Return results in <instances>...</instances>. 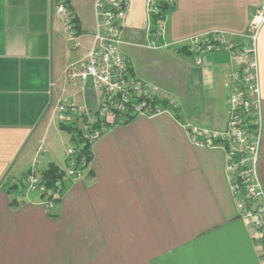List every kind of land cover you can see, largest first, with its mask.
<instances>
[{
	"label": "crops",
	"instance_id": "crops-1",
	"mask_svg": "<svg viewBox=\"0 0 264 264\" xmlns=\"http://www.w3.org/2000/svg\"><path fill=\"white\" fill-rule=\"evenodd\" d=\"M90 2L81 12L73 0H0V264H260L257 240L230 191L224 149L195 143L189 132L191 125L226 128L229 55L209 53L197 65L182 42L219 32L245 43L264 0H173L155 47L146 0H129L121 51L154 92L182 98L172 100L174 110L102 126L91 160L71 177L72 133L56 105L72 100L94 112L100 103L92 77H67L92 43L96 0ZM58 3L73 11L71 29ZM162 48L171 51L160 59L153 51ZM256 55L264 194V24ZM50 164L64 171L53 207L26 181Z\"/></svg>",
	"mask_w": 264,
	"mask_h": 264
},
{
	"label": "built area",
	"instance_id": "built-area-1",
	"mask_svg": "<svg viewBox=\"0 0 264 264\" xmlns=\"http://www.w3.org/2000/svg\"><path fill=\"white\" fill-rule=\"evenodd\" d=\"M129 0H96V29L90 48L83 62L71 65L67 70L70 82L88 77L94 79L95 88L101 92L97 109L92 112L77 105L72 100L57 103L56 111L63 123L78 120L83 136L94 142L100 136L99 123L118 117L124 120L130 115L152 116L173 105L168 96L154 92L151 85L136 76L129 58L121 51V33L126 18ZM173 0H146L150 20V47L163 36V18ZM57 12L71 29L73 16L64 3L57 4ZM264 24V4L251 16L247 33L239 38H226L223 33L210 32L185 39L182 46L193 55L194 62L200 65L205 55L214 52H227L232 65L228 79L229 114L225 129L218 130L206 125H191L190 135L195 143L205 146H219L225 151V165L230 191L242 217L248 220L252 237L257 240L260 264H264V194L258 179V159L261 141L260 130V87L256 55L257 39ZM73 40V32H69ZM74 46L77 43L74 42ZM166 47L168 44L162 43ZM70 161L65 173L77 177L82 172L84 158L77 160V150L73 145L67 148ZM27 187L31 192L40 193L48 207H53L57 193L41 183L39 176L30 173L26 176ZM57 191L62 189L60 181Z\"/></svg>",
	"mask_w": 264,
	"mask_h": 264
},
{
	"label": "trees",
	"instance_id": "trees-1",
	"mask_svg": "<svg viewBox=\"0 0 264 264\" xmlns=\"http://www.w3.org/2000/svg\"><path fill=\"white\" fill-rule=\"evenodd\" d=\"M71 14L73 16V21H75V16L73 11L71 10L70 6H68ZM167 10V9H166ZM168 107L171 108V106L168 105ZM174 110L173 108H171ZM136 115H130L126 117L124 120H120L118 117L111 118L110 120L108 119L104 123H98L97 126L100 128V134L102 133V126H110L113 124L117 123H127L130 120H132ZM61 126L63 128H66L72 133L71 139H72V145L76 148L77 150V156L75 157L77 160L81 159L82 157L85 160V163L83 165L86 166L89 161L92 158V142L89 141L87 138L83 136V131L81 129L80 122L78 120L72 121L69 123H61ZM82 167V168H83ZM64 176V171L61 170L57 165L55 164H50L46 170L42 172V174L39 176L41 183H43L45 186L48 188H53V190L56 191L57 196L56 198L53 199V201H57L59 196L62 194L63 189H60L57 191L56 189V183L57 181L61 180Z\"/></svg>",
	"mask_w": 264,
	"mask_h": 264
},
{
	"label": "rangeland",
	"instance_id": "rangeland-1",
	"mask_svg": "<svg viewBox=\"0 0 264 264\" xmlns=\"http://www.w3.org/2000/svg\"><path fill=\"white\" fill-rule=\"evenodd\" d=\"M91 0H73V3H74V5H75V7H76V9H78L79 11H89V4L91 3L90 2ZM170 49H166V48H162V49H158V50H154L153 52H154V55L155 56H157V57H159L160 59L162 58V57H164V54L166 53V52H168V54L170 53ZM159 66V65H158ZM168 69H170V67L168 66ZM169 71V70H168ZM143 77H144V79H146V80H152V75H148V74H143L142 75ZM166 95V94H165ZM178 96L180 97V98H178ZM177 98V99H176ZM182 98V96H181V94H179V93H175V96L173 97V98H171V100H174V101H180V99ZM190 103V102H189ZM189 103H188V105H189ZM173 108H175V107H177L176 105H175V102L173 103Z\"/></svg>",
	"mask_w": 264,
	"mask_h": 264
}]
</instances>
